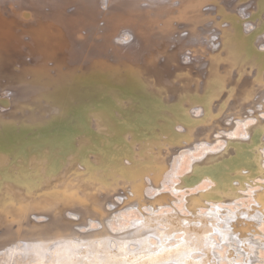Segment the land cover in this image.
<instances>
[{"label":"rangeland","instance_id":"1","mask_svg":"<svg viewBox=\"0 0 264 264\" xmlns=\"http://www.w3.org/2000/svg\"><path fill=\"white\" fill-rule=\"evenodd\" d=\"M166 1L169 4L165 5L162 10L146 8L142 13L129 17L120 16L121 12L116 10L111 15H107L110 10L107 0H98L97 9L99 11L92 15H80L79 10L75 8L77 6L75 1L67 4L44 3L40 6L39 13H46L47 15L56 11L61 13L62 20L67 24L66 29H64L67 30V35H64V31L63 33L59 32L62 36L61 39H57L59 34L57 35L55 28H53L55 26L46 25L45 28L39 26V29L41 28L44 31L39 35V39H37V37H34L29 32L30 29L25 27V24L32 23L34 19L30 18V16H25L24 19L19 17L20 12L27 10L26 8L20 10L18 8L22 6L25 0H2L3 14L6 17L17 16L20 18L17 21H20L22 25H18L16 29L18 33V47L20 49L17 48V51H11L10 53L0 51V150L5 149L11 155L18 156L37 145H55L60 141L65 131L64 127L68 125L74 126V129L78 133L87 132L102 135L98 131L95 119L100 118L104 113L106 114L105 109L111 105L107 100H111L113 102L112 105L115 107L120 106L119 101L125 103L119 109L121 111H109L110 113H107L105 118L111 123L116 125L129 123L124 114L132 109L133 114L131 117L136 118L141 116L140 118L146 122L150 121L147 124L154 131L156 127H159L158 121L154 119L155 115L152 114L155 106L153 104L154 98L130 92L125 85V82L130 81V78L136 77L133 75L136 71L132 70L133 64H135L134 61L127 62L130 64L128 65L129 67H126L128 70L122 69V71L112 68L113 65L117 64L114 61V54H130L129 48L133 44L139 47V55L141 54L143 59L149 62V65L146 67H136L137 76L141 77L140 81L152 80L150 81L151 85L154 86V89L151 90L152 93L160 91L170 98L172 96L176 97L177 94H183L184 91V93L192 91V93H196V91L200 92L202 86H204L205 77L209 73V69L202 67V64L211 59V54L209 55L204 45L211 46V48L219 46L220 51L223 50L222 52H224L222 58L225 62L224 60L222 62L225 64L229 62L226 64L227 67L223 64L221 69L225 66L223 70L226 71L227 75L229 74V78L232 81H237L241 73V81L248 85L250 81L249 77L251 76L249 68H253V66H249L246 60L239 56L238 53L245 50V47H243L244 43H242V46L237 47V50L235 48V40L239 41L240 35H243V33L244 35H250V33L257 30L256 28L258 27L256 25L259 22L257 18H261L264 14L262 12L264 11L262 4L264 0H246V2L245 0H219L220 3L201 0L197 7L187 10H184L179 5V0ZM257 1L258 3L260 1L261 4L258 5ZM141 5L144 7L148 6L147 0H141ZM219 6L221 7L219 8ZM228 13L231 14L228 15ZM229 22L230 25L234 24L237 28H240L239 36H232V34H235V29L230 27ZM229 27L234 30L228 29ZM231 31L233 32L231 33ZM261 33L259 31L254 40H252L255 41V44L253 43L252 45V51L258 54L257 51L259 50L258 55H262L261 57L264 58V28L261 30ZM227 34H231V39L228 36L226 37ZM200 35L203 36V39L206 41L205 43L200 44ZM48 37L52 38V42L45 41ZM36 39L41 40L42 43L45 42L48 47L51 44L52 47L61 46L63 49H67V51L76 49V51H80L81 57L78 60L75 59V61L65 59L62 64L56 65V68H60L56 74L54 71L56 68L52 67L53 58L47 59L48 64L44 67L34 66V68H30L29 66L34 62V43ZM223 39L230 41L231 45L228 46V43L224 45ZM58 41H60V44H57ZM158 41H162V43H158ZM94 46L100 48L101 52L104 53L101 70L93 68L92 70L91 66H89L91 61L93 62L94 56L99 53L97 50L92 51ZM227 46L233 52L236 49L238 53L233 54L227 48L231 52L227 55V52L225 53V50L228 51L225 49ZM113 47H117V49H113ZM233 48L235 49L233 50ZM229 55L231 60L228 58ZM236 58L237 60H235ZM238 58H241L247 65ZM226 59L228 62H226ZM235 65L238 69H235ZM245 65L246 67H244ZM65 69H69L72 72L68 81L60 79L61 76L67 75L66 72H62ZM233 70L236 71L232 73ZM163 88L170 91L168 95ZM262 100H264V86L254 94L248 105L241 107L242 109L239 108V112H236L235 109L225 111L221 116L220 124L210 133L209 138L198 137L191 139L189 144L182 143L180 144L181 146L178 145V149L171 153V168L168 171V175L162 179L160 186L153 184L155 187H159L158 189L162 192L170 193L172 196L170 201L161 205L162 209L151 207V204L146 203L144 207L147 209L139 210L134 201L124 203L120 197H117L115 203H106V213L102 220L89 215L81 216L75 211H71L74 232L79 233L83 242L90 236V239L86 242L92 241L91 245H98L100 250L106 251L109 262L112 255L114 264H142L141 258L146 255L145 253L153 252V254H157L164 247L176 245L182 235L179 229H175L173 232L176 234L170 238L150 232L147 233L148 243L146 244L144 241L138 239L136 235V229L140 225L139 220L143 219L144 212L151 215L178 213L182 219V224L184 222L188 224L189 221L187 219L191 215L188 203H186L187 198H189L188 196L191 197V195L198 193L200 190L207 191L210 188L225 187L222 189H228L233 183L236 190L234 195L231 194L232 196L225 197L223 194H216L214 196L216 198L215 201L211 197L207 198V203L198 208V211L203 215L211 213V217L216 216L217 219H215L216 223L214 227L223 229L228 234L227 237H222L215 229L210 231L211 236L215 240L212 253L218 260L215 258V261H212L211 258L214 255L207 254L205 250L194 249L191 255L193 261L187 264H215L216 262L218 264H234V262L235 264H245L250 259H252V263L250 261L251 264H264V212H260L261 209L256 206V194L264 188V172L254 175L252 181H249V179L243 181V185L238 182L239 176H232V178L227 174L232 179L229 181L226 176L222 179L221 186H219V178L212 176V174L217 171H227L226 169H222L221 162L229 163L230 157H226L224 160L221 159V161H215L214 157H210V150L215 151L219 149L220 152L216 154L217 156L215 155L218 157L221 155V149L224 148V145L226 146L229 141H232L234 144V136L239 138L246 136L248 134L247 126L255 124L257 118L264 121V101ZM142 101L147 103L143 104ZM191 107L198 108V111H200L201 104L197 103ZM85 112L90 115L98 114L99 116L94 118L92 122L78 120L79 116L81 117V115L86 114ZM245 115L247 116L245 117ZM70 117L75 118V122L74 120L70 121ZM147 117L149 120L144 119ZM135 118L130 122L135 123ZM175 125L177 127L184 126L181 122H176ZM258 142L264 167V131L261 133ZM213 159L214 162L220 163L215 165L208 164ZM232 164L234 163L230 162V166ZM235 168H237L236 165ZM209 169L210 172H208ZM191 170L197 173V177L193 181L194 184L192 182L190 185H184L182 176L185 175V172ZM239 170H242V168L239 167ZM235 172H237V169ZM153 185L147 187L146 193L149 196L156 194L157 189ZM67 212L69 213L70 211L67 210ZM29 214L35 216L37 220L41 221L44 219L43 212H35L33 210L29 211ZM232 217H235V221L237 219H245L246 221L252 220L256 224V228L253 226L252 231L248 233L247 239L243 240L233 230L228 228V225H231ZM196 220L199 221L198 219ZM159 224L161 227L164 225L162 222ZM95 234L98 236L97 238ZM243 242L245 243L243 244ZM246 242H249L247 245L249 248L244 247ZM10 243L12 244L11 246ZM10 243L5 244V250L0 251V264H40L41 259L45 260L41 264H53V262L56 264L53 256V259H51L53 247L47 250L51 251V255L46 251L49 257L44 253V258L40 257V259L38 257V259L34 258L33 260L23 258L21 252L24 248L23 238H17ZM50 243L52 246L54 242ZM50 245H47V247H50ZM80 246L82 250L87 249L84 243H81ZM13 247L15 251L11 252L10 250ZM235 247L238 249H235ZM82 250L74 249L69 253L71 256L68 255V258L71 264L78 262V264H98L95 255L93 257L84 254ZM1 253L5 258H2ZM91 257L95 258V260ZM72 259L73 261L75 260L74 263ZM164 259L159 264H185L174 258Z\"/></svg>","mask_w":264,"mask_h":264},{"label":"bare ground","instance_id":"2","mask_svg":"<svg viewBox=\"0 0 264 264\" xmlns=\"http://www.w3.org/2000/svg\"><path fill=\"white\" fill-rule=\"evenodd\" d=\"M72 1H75L77 4L75 8L79 10L80 15H92L99 11V9H97L98 0H25L22 6L18 8L19 10L24 8L27 10L20 12L19 17L24 19L25 16H30V18L34 19L32 23L25 24V27L29 28V32H31L34 37H37V39H39V35L44 31L41 28L39 29V26L45 28L46 25L55 26L53 28H55L57 35L59 34L57 39H61L62 34L59 32L63 33L64 31V35H67V30H64L67 24L62 20L61 13L57 11L49 15L46 13H39L40 6L44 3L67 4ZM200 1L201 0H179V5L184 8V10H187L197 7ZM210 1L215 3L219 2V0ZM107 2L110 9L107 15H111L116 10L121 12L120 16L124 15L125 17L136 16L142 13L146 8L162 10L165 5L169 4L166 0H147L148 6L145 7L141 5V0H107ZM256 3L258 5L261 4L260 1ZM1 4L2 0H0V51L10 53L11 51H17V48H19L16 29L18 25H22V23L17 21V19H20L17 16L12 15L6 17L2 12ZM262 4L264 6V3ZM263 6L261 7L263 8ZM220 7L221 6H219V8ZM229 14L231 13H228V15ZM257 19L256 20L259 21L256 25L258 28L250 33V35H244L243 32L245 30L242 32L243 35H240V28H237L234 24L230 25L229 22L230 27L235 29V34H232V36L235 37L240 35L241 37L239 41L235 40V48L237 49V47L242 46L241 44L244 43L243 47H245V50L241 52L243 53L242 55H240L241 53H238L235 48H233L235 52L230 50L228 47L231 45L230 41L223 39L224 45L227 43L229 44L226 48L224 47L225 49L228 48L233 54L237 52L242 59L246 60L249 66H253V68L247 66L251 73L248 85L241 81V73L237 81H232L229 78V74L227 75L226 71L223 70L225 66L221 69L222 65L225 64V60L222 58L224 52H222L223 50L220 51L219 46L211 48V46L204 45L209 55L211 54V59L202 64V67L209 69V73L205 77L204 86H202L200 92L196 91V93H192V91L184 93L185 91H182L183 94H177L176 97L172 96L170 98L158 90L157 93H152L151 90L154 89V86H152L150 82L152 80L140 81L139 79L141 77L137 76L138 72L136 67H146L149 65V62L143 59L141 54L139 55V47L133 44L129 48L130 54H114V61L117 62V64L113 65L112 68L116 70H128L126 67H129L128 65L130 64L127 62L134 61L135 64H133L134 67L132 70L136 71L133 74L136 77L130 78V81L125 82V85L130 92L154 98L153 104L155 106L152 114L155 115V121L159 123V127H156V129L154 128V131L149 128L150 125L147 124L148 121L146 122L140 118L141 116L134 117L137 122H130L134 120V118H132L133 116L131 117L133 114L132 109L124 114L127 117L126 119L129 120V123L118 125L111 123L105 118L107 113L121 111L119 109H121L125 103L119 101L120 106L115 107L112 105L113 102L111 100H107L111 105L109 104L110 106L105 109L106 114H102L100 118H97V116H99L98 114L90 115L86 112L85 115H81V117L79 116L78 118V120L81 119L88 122H92L94 118H97L95 119V122H97L96 126L102 135H96L95 133L90 134L87 132L78 133L74 129V126L68 125L64 127L65 131L60 141L55 145H37L33 148H29L28 151L18 156L11 155V153L7 152L5 149L0 150V229H2L0 232V251L3 249L5 250V244L21 237L24 241V248L23 251H21L23 258L38 259V257H43L45 254L48 255L47 253L50 254L51 251L49 252L47 250L53 247V255H50L51 259H55L56 264H71L68 258V255H70L69 253L74 249L81 251L82 249L79 245L84 243L87 249L82 250V252L90 256L95 255L98 264L101 262L103 264H114L112 255L111 261L109 262L106 251L100 250L98 245H91L92 241L86 242L90 239V236L83 242L79 233L74 232L71 211H75L81 216L89 215L102 220L106 213V203H115L117 197H120L121 201L124 203L134 201L139 210L147 209L144 207L146 203L151 204V207L161 208L162 204L170 201L172 197L171 194L162 192L158 189L159 187H155L153 184L160 186L162 179L168 175V171L171 168V153L178 149V145L181 146L180 144L182 143L189 144L191 139H196L198 137L209 138L210 133L220 124L221 116L225 111L235 109L236 112H239V110L242 109L241 107L248 105L254 94L264 86V58L261 57L262 55H258L259 50L257 51L258 54L252 51V45L253 43L255 44V41L252 40H254L256 34L259 31L261 33V30L264 28V14L261 18ZM230 27L228 29H231ZM232 32L233 31H231V33ZM228 34L226 37L228 36V38L230 37L231 39V34ZM36 40L34 43V62L29 66L30 68H34V66L44 67L48 64L47 59L51 58H53L52 67L56 68V65L62 64L65 59L75 61V59L78 60V58L81 57L79 54L80 51H76V49L67 51V49H63L61 46L52 47L51 44H49L50 47H48L45 42L42 43L41 40ZM45 41L52 42V38L48 37ZM199 42L200 44L206 42L201 35L199 36ZM158 43H162V41H158ZM57 44H60V41H58ZM93 48L92 51L97 50L99 53L94 56V60L93 62L91 61L89 66H91V69L101 70V67H103L102 56H104V53L96 46ZM113 49H117V47H113ZM229 50H225L227 55L231 53ZM228 58L231 60L230 55ZM227 59L226 62H228ZM222 60H224V62H222ZM235 60H237V58ZM230 64H232V62H230ZM241 64L243 63L241 62ZM246 65L244 67H246ZM236 68L235 65V69ZM59 69L56 68L54 70L55 74L59 72ZM235 71L233 70L232 73ZM62 72H66L67 75L61 76L60 79L68 81L72 72L69 69H65ZM75 73L77 74V72ZM181 83L183 84V82ZM163 90L166 91L167 95L170 92L166 88H163ZM142 103L145 104L147 102L142 101ZM197 103L201 104L200 111H198V108L191 107L192 105L195 106ZM246 116L247 115H245V117ZM144 119H148V117ZM69 120H74L75 122V118L73 117H70ZM176 122H181L184 126L177 127L175 125ZM247 129L248 134L246 136L242 138L234 136V144L232 141H229L226 146L224 145V148L221 149L220 156L216 157V154L220 152L219 149H217L218 151L210 150V157H214L215 161H221V159L224 160L226 157H230V162L234 163L230 166V162H221L222 169H226L227 171H217L218 173L215 172L212 174V176H217L219 178V186H221L220 183L226 176L229 181L233 178L232 176H239L238 182L242 184L243 181L247 179L252 181L254 175H259L264 172L260 144L258 142L261 133L264 131V121L257 118L256 123L247 126ZM214 159L208 164L215 165L220 163L214 162ZM235 165L237 168H235ZM239 167L242 168V170H239ZM236 169L237 172H235ZM229 170L231 171L229 172ZM208 172H210V169ZM184 174L185 175L182 176L184 185H190L197 177V173L193 170L187 171ZM227 174L232 178L230 179ZM150 185H153L157 189L154 196H149L146 193L147 187H150ZM222 188H210L211 190L209 189L207 191L200 190L198 193L191 195V197L188 196L189 198L185 197L188 199L186 203H188L191 213L187 219L189 221L188 224L185 222L182 224V219L178 213L151 215L144 212L143 219L139 220L140 225L136 229V235L138 239L144 241L146 244L148 243L147 233L150 232L170 238L176 234L173 231L179 229L182 235L178 239V244L176 245L173 244L172 246L164 247V249H160L157 254H153V252L145 253L146 255L141 258V263L159 264L162 259L163 261L165 260L164 258H174L185 264L191 263L193 261L191 255L194 249L205 250L207 254L214 255L212 252L215 240L211 236L210 231L215 229L222 237H227L228 234L226 231H223V229L214 227L216 223L215 219H217L216 216L211 217V213L203 215L198 211V208L207 203V198L211 197L215 201L216 198L214 196L216 194H223L227 197L231 194L234 195L236 192L233 183L228 189ZM263 189L258 191L256 194L257 198L254 197L257 202L256 206L261 209L260 212H264ZM33 210L35 212H43L44 219L40 221L37 220L35 216L30 215L29 211ZM67 210L70 212L68 213ZM249 213L253 214L252 212ZM244 220L237 219V221H235V217H232L231 225H228V228L233 230L235 234L243 240L247 239L249 236L248 233L252 231L251 229H253V226H256L251 219H249L251 221ZM160 222L164 223L163 227L160 226ZM95 237L97 238L98 236L95 234ZM50 242H54L52 246ZM244 243L245 242H243V244ZM248 243L249 242H246L244 247L249 248L247 246ZM11 245L10 243V246ZM47 245H50V247H47ZM13 248L10 250L11 252L13 250L15 251V248ZM236 248L237 247H235V249ZM1 255L2 258H5L2 253ZM48 257L46 256L47 260ZM93 257L91 258L95 260ZM215 258L217 257L214 255L211 260L215 261ZM51 259L49 258V260ZM251 260L252 259H250V261ZM43 261L45 262L44 259H41V262ZM250 261L245 264H251L252 261L251 263ZM41 262L39 263L41 264ZM74 262L75 260L73 263ZM215 264L218 263L216 262Z\"/></svg>","mask_w":264,"mask_h":264}]
</instances>
